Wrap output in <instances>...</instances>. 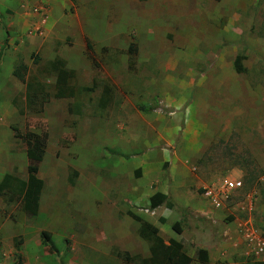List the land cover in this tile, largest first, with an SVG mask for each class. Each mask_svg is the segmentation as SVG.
I'll use <instances>...</instances> for the list:
<instances>
[{
    "label": "rangeland",
    "instance_id": "rangeland-1",
    "mask_svg": "<svg viewBox=\"0 0 264 264\" xmlns=\"http://www.w3.org/2000/svg\"><path fill=\"white\" fill-rule=\"evenodd\" d=\"M67 2L52 33L36 30L24 48L16 42L10 50L8 36L0 42V182L5 175L27 179L26 148L13 129L48 133L38 214L25 215L14 193L13 202L12 194H0V260L17 264L24 250L47 264H143L149 244L138 230L151 221L166 245L171 238L183 245L191 264H199V249L207 251L208 264L253 263L234 247L236 236L226 241L223 235L227 225L249 216L264 236V0ZM130 43L137 48L133 59L126 53ZM237 57L242 73L233 68ZM57 60L73 72L71 98L54 97L50 64ZM18 63L28 69L34 99L12 74ZM105 89L111 99L102 107ZM41 100L46 102L38 112ZM159 103L181 113L199 134L200 152L189 166L200 186L183 198L184 207L173 203L171 215L163 218L161 208L141 217L138 209L152 191L130 205L138 177L129 154L141 149V139L131 137L153 121ZM127 147L132 152L123 158ZM225 176L241 179L243 190L217 216L201 217L194 210H206L208 203L200 188ZM251 193L255 206L241 213L236 205ZM18 222L26 227L20 230ZM175 223L180 233L173 231Z\"/></svg>",
    "mask_w": 264,
    "mask_h": 264
},
{
    "label": "crops",
    "instance_id": "crops-1",
    "mask_svg": "<svg viewBox=\"0 0 264 264\" xmlns=\"http://www.w3.org/2000/svg\"><path fill=\"white\" fill-rule=\"evenodd\" d=\"M68 6L67 0H0V42L5 39V36H8L7 44L10 50L16 49L14 48L16 42H19L20 48H24L26 41L32 43L34 39L33 33H35L36 30L42 29L44 34L46 32L52 33L55 27L61 25L63 21L61 16L60 18H56V16L60 13L63 14L64 11L70 7ZM66 19L67 18H64V20ZM49 40L52 42V37H50ZM29 47L31 48V46ZM2 48L3 46L1 45L0 50ZM167 105L174 109H178L175 107V101H167ZM159 106H156L153 110L155 114L153 121L143 126L142 129L137 128L135 135L131 137L134 139H141V149L139 152L133 155L132 150L128 147L124 148V152H121L123 153L122 155H124L122 156L123 158L127 155L126 153L132 152L129 155H131L130 159L134 160L135 174L138 177V179H136V187L132 190L130 189L132 191L129 192L132 203H129H131V206L140 204L139 202L145 197L144 194L152 191L148 194L145 206L149 205V198L152 195L161 193L167 196L168 199L177 206L184 207L185 200L192 197L191 195L193 192H191V189L196 188L198 190L200 186V180L196 176L190 174L193 168H190L192 165L189 163L190 159L193 160L194 156L198 154L197 152H200L201 145L198 144L197 140L199 134L195 131L192 122H184V117H182L181 113L174 111L170 112V109H167L165 103ZM158 120L161 121L160 125L154 123L155 121L158 122ZM195 157L197 159V156ZM165 165L166 167L163 168V170L168 171L167 178H164V172L162 170V167ZM153 173H156L157 176H152L151 174ZM169 184L170 186L166 187ZM150 185H154L155 187L150 189ZM123 191H126V189L122 190V192ZM193 206H191L190 209H192ZM163 208L165 209V215L162 216L163 218L168 214L171 215L173 209ZM194 212L200 214L201 217H210L209 215H212V213L214 215L216 212L214 216H217L221 210H213L208 206L206 210L201 211L197 209L194 210ZM132 214L136 215L135 213ZM9 217L10 215L8 218ZM141 217L139 216L140 220L142 219ZM179 217L180 216H178V219ZM11 221V219L6 221L4 225H6V227L7 225H11ZM23 221L29 220L25 217ZM150 222L151 221L147 223L157 228L160 234L159 227L153 224V222ZM235 224V222H232L226 226L228 230H226L225 233H228L231 237L237 235L234 232ZM17 226L20 230H23L26 224L18 222ZM11 230L13 233L14 230ZM25 253L24 250L18 252L21 264H47L38 257H26L24 255ZM13 259L14 258L9 261L0 260V264H13Z\"/></svg>",
    "mask_w": 264,
    "mask_h": 264
},
{
    "label": "trees",
    "instance_id": "trees-1",
    "mask_svg": "<svg viewBox=\"0 0 264 264\" xmlns=\"http://www.w3.org/2000/svg\"><path fill=\"white\" fill-rule=\"evenodd\" d=\"M129 56L136 58L137 48L136 45L130 43L127 47V52ZM242 58L237 57L233 63V68L236 73H242L245 69L241 64ZM50 68L56 73L55 82V98L56 99H66L71 98L73 95L72 88L69 87L68 83L73 78V72L65 68L64 62L57 60L50 64ZM28 69L23 64L18 63V65L13 70V76L22 84L27 87V97L34 99V92L31 91V85L27 78ZM105 101L102 99L99 101L100 106L104 107L111 99V90L105 89ZM46 102V101H45ZM42 100L39 103L38 112H41L44 103ZM13 136L20 138L25 145V155L27 160V179L22 182L18 179L12 177L11 175H5L0 182V194L9 193L10 202H13V193L17 196L21 203V209L23 213L30 217H35L39 211L40 205V195L43 190V181L38 177L39 165L43 161L45 156L48 133L43 131L40 135H35L33 133L27 132L24 135L19 134V131L13 129ZM13 183L18 185V187L13 186ZM243 190V189H242ZM245 197V196H244ZM16 199V200H17ZM165 206L168 209H174V204L167 196L156 193L149 198V208L156 209ZM140 222V219L137 220ZM178 223L172 226V229L176 233H180ZM139 237L144 239L149 244V258L143 260V264H191L193 257L187 256L183 251V245L178 241L171 239L168 245L164 243L162 238L159 236V230L147 223H142L138 230ZM47 239L45 232L41 233ZM252 257V256H251ZM195 258L199 264H208L209 258L208 253L204 249H199L196 251ZM254 258V257H252ZM17 264H21L18 262ZM251 264H264L260 261H253Z\"/></svg>",
    "mask_w": 264,
    "mask_h": 264
},
{
    "label": "built area",
    "instance_id": "built-area-1",
    "mask_svg": "<svg viewBox=\"0 0 264 264\" xmlns=\"http://www.w3.org/2000/svg\"><path fill=\"white\" fill-rule=\"evenodd\" d=\"M160 106H162L159 103ZM159 106V107H160ZM161 110V109H160ZM159 110V111H160ZM243 189V182L239 178L225 176L201 187V196L213 210H223L225 203L232 196ZM255 193L248 194L237 203L236 208L241 213H250L255 206ZM234 232L236 239L234 247L246 256H252L264 263V236L252 226L250 217L240 222L236 221ZM231 235L224 233L223 240L230 241Z\"/></svg>",
    "mask_w": 264,
    "mask_h": 264
},
{
    "label": "clouds",
    "instance_id": "clouds-1",
    "mask_svg": "<svg viewBox=\"0 0 264 264\" xmlns=\"http://www.w3.org/2000/svg\"><path fill=\"white\" fill-rule=\"evenodd\" d=\"M202 197V196H201ZM209 206V205H208ZM165 207V206H163ZM163 207H159V208H156V209H150L149 208V205H147L146 207H140L138 210H139V215L141 216H145V217H153L156 215L157 211ZM166 208V207H165ZM164 215V214H163ZM158 217V216H157ZM156 217V218H157ZM206 217V216H205ZM208 218V216L206 217ZM141 221V220H140Z\"/></svg>",
    "mask_w": 264,
    "mask_h": 264
}]
</instances>
